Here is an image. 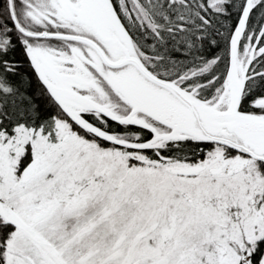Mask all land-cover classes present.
I'll list each match as a JSON object with an SVG mask.
<instances>
[{
	"label": "snow or ice",
	"instance_id": "snow-or-ice-1",
	"mask_svg": "<svg viewBox=\"0 0 264 264\" xmlns=\"http://www.w3.org/2000/svg\"><path fill=\"white\" fill-rule=\"evenodd\" d=\"M0 264H264V0H0Z\"/></svg>",
	"mask_w": 264,
	"mask_h": 264
}]
</instances>
